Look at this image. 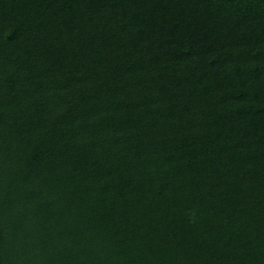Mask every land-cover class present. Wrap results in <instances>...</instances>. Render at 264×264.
Masks as SVG:
<instances>
[{"label": "trees", "instance_id": "1", "mask_svg": "<svg viewBox=\"0 0 264 264\" xmlns=\"http://www.w3.org/2000/svg\"><path fill=\"white\" fill-rule=\"evenodd\" d=\"M0 264H264V0H0Z\"/></svg>", "mask_w": 264, "mask_h": 264}]
</instances>
